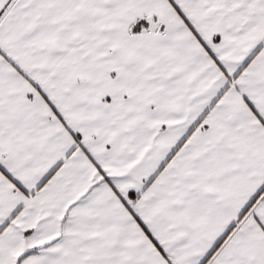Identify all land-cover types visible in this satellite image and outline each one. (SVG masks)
Masks as SVG:
<instances>
[{"label":"snow or ice","instance_id":"obj_1","mask_svg":"<svg viewBox=\"0 0 264 264\" xmlns=\"http://www.w3.org/2000/svg\"><path fill=\"white\" fill-rule=\"evenodd\" d=\"M0 264H264V0H0Z\"/></svg>","mask_w":264,"mask_h":264}]
</instances>
